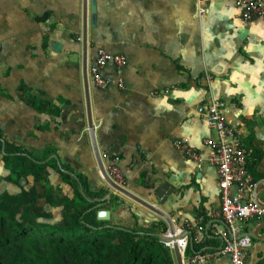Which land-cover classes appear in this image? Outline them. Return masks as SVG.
<instances>
[{"label":"crops","instance_id":"1","mask_svg":"<svg viewBox=\"0 0 264 264\" xmlns=\"http://www.w3.org/2000/svg\"><path fill=\"white\" fill-rule=\"evenodd\" d=\"M81 3L0 0V196L8 205L37 202L43 216L50 211L65 224L54 226H77L75 214L83 213L91 225L157 235L164 245L165 219L108 187L97 167L76 40ZM89 15L86 0L85 74L97 48L127 62L120 73L110 64L101 70L109 80L104 89L86 78L103 171L117 157L122 188L157 208L188 247L189 240L203 242L207 230L220 245L215 233L224 225L217 214L216 171L202 144L215 135L196 108L208 96L223 101L224 118L245 149L262 153L251 177L264 182V20L241 21L233 0H95L93 27ZM177 140L195 151L196 159L176 149ZM163 182L168 189L159 203L151 192ZM104 197L108 200L97 209L107 210L108 220L99 221L97 209H88ZM256 198L264 203V190ZM234 228V236L256 230L264 236V219ZM249 238L245 264H264V239ZM179 255L189 264L188 255ZM202 264L228 262L217 256Z\"/></svg>","mask_w":264,"mask_h":264},{"label":"built area","instance_id":"2","mask_svg":"<svg viewBox=\"0 0 264 264\" xmlns=\"http://www.w3.org/2000/svg\"><path fill=\"white\" fill-rule=\"evenodd\" d=\"M233 5L243 22L264 20V0H233ZM197 11L200 13L203 10L197 8ZM76 40L80 41V37ZM108 64L120 73L127 62L121 54H109L97 48L92 64L86 68V78L93 87L97 89L107 87L109 80L102 77L101 70ZM117 86L122 87L121 79L117 80ZM223 110L224 103L211 96L206 97L196 108L197 115L215 135L214 138H204L202 144L208 148L207 161L216 171L219 199L217 214L224 225V230L215 233L220 240V248L214 252L205 251L188 255L186 259L189 264H202L217 256L226 257L228 264H245L247 250L251 244L250 238L245 235L235 238L237 236H234V224L250 219H264V203H258L251 197L256 182L247 170L248 151L236 129L224 118ZM173 144L185 157L196 159L195 151L183 141L177 140ZM117 161V157H112L111 164L104 168V173L112 183L122 187L123 175L116 165ZM197 230L202 231V227H197ZM164 245L172 250L171 242H164ZM176 245L179 253L185 254L186 240L179 238Z\"/></svg>","mask_w":264,"mask_h":264},{"label":"trees","instance_id":"3","mask_svg":"<svg viewBox=\"0 0 264 264\" xmlns=\"http://www.w3.org/2000/svg\"><path fill=\"white\" fill-rule=\"evenodd\" d=\"M246 150L247 170L252 176L253 167L262 153L250 147H246ZM58 171L62 173L60 167ZM63 176L66 179L69 175ZM252 178L253 181L258 179ZM80 188L84 194V183L80 182ZM95 206H90L88 210H96ZM82 214H75L77 226L66 229L17 223L0 209V253L5 254L16 248L12 259L0 264H25V256L35 254L38 239H44L46 245L54 243L52 253L55 257L50 258L49 264H173L168 248L158 241L157 235L107 224L94 226L83 221ZM203 237V242H192L191 248L187 246L185 255L220 248L219 241L209 230Z\"/></svg>","mask_w":264,"mask_h":264},{"label":"water","instance_id":"4","mask_svg":"<svg viewBox=\"0 0 264 264\" xmlns=\"http://www.w3.org/2000/svg\"><path fill=\"white\" fill-rule=\"evenodd\" d=\"M88 11L90 13L89 15V27H93L95 25V0H88ZM85 29H86V0H82L81 3V31H80V43H81V79H82V89H83V95H84V108H85V115H86V125H87V132L88 136L91 142V147L93 150L94 158L97 163V167L101 173L102 179L104 182L107 184L108 187H111V189L121 193L122 195L132 199L133 201L139 203L141 206L145 207L149 211L163 217L168 225V233L167 237H161V241L163 242H171V247L175 259L176 264H182L181 258L179 255V251L176 245V240L181 238L183 235H175L174 234V229L172 228V225L169 223L168 219L153 205L146 203L145 201L135 197L122 187H119L112 183L105 175L97 154V149L95 148L94 141H93V131H92V126H91V120H90V114H89V103H88V95H87V81H86V74H85ZM168 189V184L163 182L159 184L157 187H154L152 189V194L155 198L159 199V203H163L165 197H166V190ZM264 190V182L260 181L255 185V188L253 190V199L256 202H260L257 200V191L258 190ZM99 202L95 206L96 208L99 207V203L102 200H108L107 197H104L103 199H98ZM95 217L99 221H106L108 220V211L107 210H102V209H97L95 211ZM180 236V237H179ZM242 236V235H241ZM245 236L252 237L254 239H264V236H258L257 235V230L254 231L253 233H248ZM240 236H237L235 238H239ZM191 245V240H189V247Z\"/></svg>","mask_w":264,"mask_h":264},{"label":"rangeland","instance_id":"5","mask_svg":"<svg viewBox=\"0 0 264 264\" xmlns=\"http://www.w3.org/2000/svg\"><path fill=\"white\" fill-rule=\"evenodd\" d=\"M8 201L10 200H8L5 195L3 196L2 194V196H0V207L3 209L6 208V213L8 214V216L17 223L27 224V222L29 221L26 222L25 220H30L32 224L45 225L44 227H52L54 225H65L58 221L59 216L55 215L50 211L46 212L43 210V213L45 212V215L43 216L41 213V206L37 205V202L35 201H33V203L31 204L26 201L21 203L18 201L17 203H14L12 205H8ZM17 204H19L20 207H17ZM52 211L55 213L57 212L56 210ZM38 214H40L42 217L40 216V218H35L38 217ZM19 220L21 222H19ZM67 228L69 227H66V229ZM45 242L46 241L44 239H38V242L36 243V247L38 248L35 251V254L26 255L24 258L26 259L25 264H49L50 258L55 257L52 253L54 243L51 245H46ZM56 244L59 243L56 242ZM15 249L16 248L10 250L5 254L0 253V262H9L12 259L13 251H15Z\"/></svg>","mask_w":264,"mask_h":264}]
</instances>
